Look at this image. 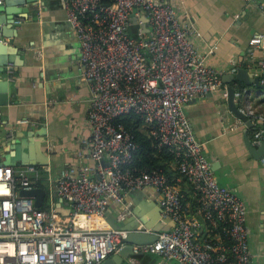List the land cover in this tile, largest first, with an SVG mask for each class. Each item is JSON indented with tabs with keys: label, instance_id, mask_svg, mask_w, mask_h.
Segmentation results:
<instances>
[{
	"label": "built area",
	"instance_id": "2783aa9c",
	"mask_svg": "<svg viewBox=\"0 0 264 264\" xmlns=\"http://www.w3.org/2000/svg\"><path fill=\"white\" fill-rule=\"evenodd\" d=\"M247 1L264 11V0ZM62 2L80 48L81 79L90 91V137L83 143L86 158L96 167L69 166L54 174L49 165L15 169L0 164V264H102L125 246L129 232L107 225L106 207L111 202L123 206L127 193L146 185L158 191L162 221L171 219L174 225L155 233L149 244L133 245V260L151 254L172 264H251L246 205L233 189L218 183L205 145L185 113L187 103L223 88V73L209 66L192 42L194 27L183 24L167 0ZM256 49L264 54V34L259 32L250 37L247 52L252 56ZM256 67L264 86V57ZM132 113L147 126L154 147L166 148L172 156L173 179L161 169L132 166L138 144L120 122ZM261 142L264 130L258 125L252 143ZM259 162L264 166V154ZM183 181L196 195L206 227L203 238L198 236L203 224L184 212ZM37 187L69 205L65 221L53 204L36 207L34 198L20 196L21 190ZM127 214L129 204L119 217ZM140 226L136 232H151Z\"/></svg>",
	"mask_w": 264,
	"mask_h": 264
},
{
	"label": "crops",
	"instance_id": "0c3cea01",
	"mask_svg": "<svg viewBox=\"0 0 264 264\" xmlns=\"http://www.w3.org/2000/svg\"><path fill=\"white\" fill-rule=\"evenodd\" d=\"M167 1L176 8L183 24L194 27L192 42L206 56L209 66L221 71L222 77L233 74V68H246L249 76L260 80L256 61L264 54L261 49H256L252 56L247 52L250 37L257 32L264 34V11L259 5L247 0ZM8 8L11 11L1 10L0 16L7 22L13 20V32L18 30V38L14 45H9L7 39L13 59L0 68V107L4 121L0 127L1 165H5L4 156L18 147L19 164L10 165L15 169L30 164L41 169L49 165L54 174H59L69 166L96 167L95 162L86 158L88 147L83 143L90 137L87 122L90 91L81 79L80 48L66 21L62 0L27 1ZM213 46L215 51L208 54ZM231 85L242 90L237 104L245 114H250L252 127L247 128L233 114L225 95L206 94L196 98L185 105V113L196 137L205 145L218 183L233 189L246 205L251 264H264V166L244 144L246 130L251 142L258 125L264 130V86L258 87L253 82L246 85L243 81ZM227 86L223 81V87ZM20 120L30 122L20 125ZM132 134L139 151V142ZM103 163L108 164L107 160ZM167 171L165 174L173 179L176 171L171 162L167 164ZM179 187L186 195L184 212L189 219L197 218L203 224L198 235L203 238L206 227L197 212L196 195L186 181ZM53 194L47 193L41 208L48 209L53 204L59 220L65 221L70 207ZM158 200V191L150 185L130 191L125 195L123 206L116 202L108 204L107 225L111 227L114 221L120 229L129 231L151 221L153 225L166 224L167 219L162 221L160 217ZM127 204L129 214L120 218ZM123 264L172 262L141 254L136 260L130 255Z\"/></svg>",
	"mask_w": 264,
	"mask_h": 264
},
{
	"label": "water",
	"instance_id": "95a60500",
	"mask_svg": "<svg viewBox=\"0 0 264 264\" xmlns=\"http://www.w3.org/2000/svg\"><path fill=\"white\" fill-rule=\"evenodd\" d=\"M33 2L36 3L39 0H4L0 2V11L6 10V12H9L8 7L11 6H18L25 4L26 2ZM12 22H7V20L2 16H0V68L4 67L8 62H10L13 59V54L8 52V44L14 45L15 44V38H18V30L15 29V33L13 32L12 28ZM11 24V25H10ZM17 27V26H16ZM12 31V32H11ZM7 39H9L7 41ZM7 41V42H6ZM5 53H7V58L5 60ZM222 80L228 84L227 87L220 88L218 90L209 92L208 95L210 96H219V95H225L227 98V103L229 109L233 112V114L241 119L243 122H245L247 128H250L253 126V122L249 116V114H246L241 110L240 105L237 104V97L236 92H238L237 88L235 86H232L231 84L235 83L236 81H243L246 85H249L250 83H254L256 86H260L259 84L260 80L259 77H251L249 76V71L246 68H237L236 72L233 74H225L222 77ZM240 96L242 95V90ZM244 144L247 147L249 153L254 156L255 158H261V156L264 154V142H261L259 145H253L251 142V139L248 135V130H246L244 135ZM4 164L5 165H18V147L14 148V152L12 154H8L4 156ZM2 162H0L1 164ZM55 195V194H53ZM20 196L23 197H31L34 198V205L36 207H41L44 201V198L46 197V192L43 188L37 187L31 190H21ZM144 224V223H143ZM146 228L150 229V233H143V232H136L137 228H133L129 230L126 238L124 239V242L126 243L125 246L117 253L109 258L105 259L102 264H123L124 260H127L130 255H132V248L133 245H146L151 242H153L156 239L155 233L162 231V230H169L173 225V221L171 219H167L166 224H161L159 222V225L154 224L153 221L151 223H145L144 224ZM112 228H119V226L113 221L112 222Z\"/></svg>",
	"mask_w": 264,
	"mask_h": 264
},
{
	"label": "trees",
	"instance_id": "16d2710c",
	"mask_svg": "<svg viewBox=\"0 0 264 264\" xmlns=\"http://www.w3.org/2000/svg\"><path fill=\"white\" fill-rule=\"evenodd\" d=\"M120 122L126 129L132 131L139 142L140 149L135 154L132 166L139 170H163L168 174L167 164L171 162L172 156L166 148L156 149L155 140L150 136L147 126L136 114H128L121 118ZM139 256V255H138Z\"/></svg>",
	"mask_w": 264,
	"mask_h": 264
}]
</instances>
